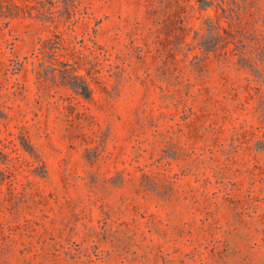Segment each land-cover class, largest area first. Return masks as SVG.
<instances>
[{"label":"rangeland","instance_id":"374dc122","mask_svg":"<svg viewBox=\"0 0 264 264\" xmlns=\"http://www.w3.org/2000/svg\"><path fill=\"white\" fill-rule=\"evenodd\" d=\"M0 264H264V0H2Z\"/></svg>","mask_w":264,"mask_h":264},{"label":"trees","instance_id":"16d2710c","mask_svg":"<svg viewBox=\"0 0 264 264\" xmlns=\"http://www.w3.org/2000/svg\"><path fill=\"white\" fill-rule=\"evenodd\" d=\"M2 9H3V3L2 0H0V14H2Z\"/></svg>","mask_w":264,"mask_h":264}]
</instances>
